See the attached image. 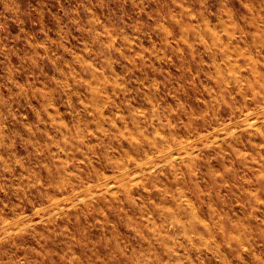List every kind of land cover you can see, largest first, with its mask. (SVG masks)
<instances>
[{
  "label": "clouds",
  "instance_id": "9594fccd",
  "mask_svg": "<svg viewBox=\"0 0 264 264\" xmlns=\"http://www.w3.org/2000/svg\"><path fill=\"white\" fill-rule=\"evenodd\" d=\"M57 4L0 0V264H264V0Z\"/></svg>",
  "mask_w": 264,
  "mask_h": 264
},
{
  "label": "crops",
  "instance_id": "0c3cea01",
  "mask_svg": "<svg viewBox=\"0 0 264 264\" xmlns=\"http://www.w3.org/2000/svg\"><path fill=\"white\" fill-rule=\"evenodd\" d=\"M20 2L23 4V5H25V6H28L29 4H32V5H39V3H40V0H20ZM46 2H47V5H48V7H52V6H54V7H56V9L58 8V4H57V0H52V2L50 1V0H46ZM67 2V0H61V3L62 4H65ZM56 9H55V11H56ZM54 11V10H53ZM52 15L51 14H49V15H46V17H45V24L49 27V23L47 24L46 22H48L49 21V19L50 18H52L51 17ZM47 18H49V19H47ZM52 22V21H51ZM24 27H25V29L28 31V32H36L37 31V29H38V27H39V25L38 24H32V22H31V20H29V19H25V24H24ZM12 31H16V26L15 25H13L12 26ZM22 52H23V49H22ZM2 67H3V65H0V69H2Z\"/></svg>",
  "mask_w": 264,
  "mask_h": 264
},
{
  "label": "rangeland",
  "instance_id": "374dc122",
  "mask_svg": "<svg viewBox=\"0 0 264 264\" xmlns=\"http://www.w3.org/2000/svg\"><path fill=\"white\" fill-rule=\"evenodd\" d=\"M51 2H52V0H50ZM77 3H78V0H67V2L65 3V4H63V6L65 7V8H72V7H75L76 5H77ZM114 7H115V5H113ZM153 7H155V5H153ZM52 8V10H54V12H55V9H56V7H54V6H52L51 7ZM52 18H47V19H49V21L48 22H46L47 24L49 23V28L51 29V31H50V35H55V28H56V20H55V18H54V16H51ZM52 21V22H51ZM37 38L38 39H40V38H42V36L41 35H37ZM74 43H76V41H74ZM23 51H25V49H23ZM46 71L47 72H49V74H51L52 73V68L49 66V67H47L46 68ZM20 80H24L25 78H27V77H24V75H19V77H18ZM30 119H34V116H31L30 115V117H29ZM99 235V233H94L93 234V238H95L96 236H98Z\"/></svg>",
  "mask_w": 264,
  "mask_h": 264
}]
</instances>
